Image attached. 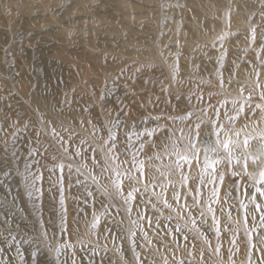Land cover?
<instances>
[{
    "label": "rangeland",
    "instance_id": "374dc122",
    "mask_svg": "<svg viewBox=\"0 0 264 264\" xmlns=\"http://www.w3.org/2000/svg\"><path fill=\"white\" fill-rule=\"evenodd\" d=\"M232 1L254 7L247 18L248 30L238 25L233 33L219 35L225 38L215 47L205 40L192 52L185 44L198 34L192 26L196 8L191 0H0V264H137L133 249L143 264H264V251L254 241L264 228L249 200L255 191L249 176L229 173L222 185L217 182L220 203L212 206L221 221L219 240L209 227L210 217L207 224L202 223L198 210H193V216L203 235L187 228L183 234L175 233L177 220L166 219L169 211L158 212L148 203L156 199L153 192H161L159 186L148 192L141 187L128 204L113 188L114 181L124 179L125 196L130 190L131 182L116 172L132 168L130 153L137 152L142 142L137 160L144 161L146 183L169 166L174 168L176 157L168 154L170 148L166 151L165 133L158 131L139 140L133 136L129 145L126 133L133 125L136 132L165 123L176 129L186 127L179 119L173 123L152 117H179L187 111L198 114L209 103L210 93H220L210 102L226 100L224 110L230 114L233 100L237 107L244 105L236 127L251 137L248 152L259 155L261 141L256 131L264 128V111L255 105H264L260 95L264 91V0ZM230 16L238 23V15L231 11ZM200 28L213 36L215 27H206L205 20ZM173 34L184 43L175 42ZM222 50L227 56L221 66ZM249 67L253 73L247 70L250 74H246ZM258 70L263 75L255 77ZM217 72L225 80L231 76L232 83L220 89ZM244 73L250 80H241ZM25 85L49 98L53 112L39 110L54 117L58 131L60 123L75 128L77 135L68 154L55 147L50 134L41 132L37 141V108L26 104L21 94ZM249 93L251 100L246 102ZM201 95L203 101L198 99ZM109 129L116 136L110 155L118 158L108 161L107 171H102L99 165L93 167L92 157L103 162L105 151L112 147ZM77 147L82 156H72ZM209 156L215 159L216 154L209 152ZM216 168L226 171L223 164ZM184 171L193 177L189 187H201V208L206 212L213 185L200 186L202 167L193 164L189 170L185 165ZM89 173L97 176L99 185ZM132 173L137 174L135 169ZM168 179L181 190L178 174ZM104 189L109 195L103 194ZM166 196L171 199V187ZM242 204L256 215L255 221L249 215L244 223ZM65 216L67 231L62 232ZM141 216L146 218L133 223ZM86 227L92 238L84 236ZM245 229L255 247L249 244ZM218 243L220 253L216 254Z\"/></svg>",
    "mask_w": 264,
    "mask_h": 264
},
{
    "label": "snow or ice",
    "instance_id": "6c2138e0",
    "mask_svg": "<svg viewBox=\"0 0 264 264\" xmlns=\"http://www.w3.org/2000/svg\"><path fill=\"white\" fill-rule=\"evenodd\" d=\"M225 37L221 36L219 39L223 41ZM252 42H255V32L253 30L252 34ZM213 47H215V42H213ZM221 49H223V45L221 44ZM227 56V51H221L220 62L221 66L223 65V60ZM123 72V69H121ZM259 73H257V77ZM218 77V86L220 89H223L226 84L232 83V77L230 76L227 80L223 77L221 72H217ZM260 85L257 84V87ZM241 91H243V86H241ZM220 93H210L209 94V103L206 107L199 109V113H193L191 111H187L184 115L179 117H161L156 116L152 117L153 120H160L161 118L166 121H172L175 123L177 119L182 122H185L186 127H181L176 129L174 127H169L167 123L164 125L157 124L155 128L145 129L143 132H136L135 126L133 125V130L129 133H126V137L128 140V144H132V137L135 136L136 139H141L143 136H156L158 131H163L165 133V138L169 141L168 146L166 147V151L168 148L171 149L168 152L169 155H174L176 160L174 161V169L173 166H169V170L166 172H160L159 177H154L151 183H146V175H145V164L143 160H137V153L142 151L144 148V143H140L137 152L130 153L131 155V165L132 168L125 169L123 173L117 171L116 175L118 177H124L128 181L131 182L130 190L127 191L125 196V188H124V179H119L118 181L113 182V188L115 190V195H119L124 197V203L128 204L129 201L135 200V196L133 193H138L143 188L144 192H148L150 188H155L159 186L161 188V192L157 195L155 192L152 195L156 198L155 201L149 200L148 203L151 204L152 208L156 211H162L163 209H167L169 211V216L166 219H176L177 224L174 228L175 233H182V229H189V231H196L198 235H203L200 231L199 226L197 224L196 218L193 216V210L199 211V216L201 217L202 223L207 224L208 218L211 219V224L209 225L211 230L215 231L216 239L219 240L221 236V221L217 217L216 212L217 209L214 208L213 204L220 203V195H219V187L216 186L217 182L220 185L223 184L225 175L229 173L231 176H249L250 179L254 180V184L251 187H254L255 191L252 193L249 198L250 203L255 205V213H259L260 227L264 228V132L260 134L261 147L259 150V155L252 157V163L261 168L259 171V178L256 177L248 171L249 167V159L250 153L248 152L249 141L250 138L247 134H245V138L243 140L240 139L242 128L236 127V122L240 119L242 115H244V105L236 106L237 102L235 100L232 101L233 108L231 110V114L224 110L227 105V101H222L218 104H212L210 101L214 95H219ZM261 99H264V91L260 93ZM252 94L249 93V96L246 98V102L251 100ZM198 99L203 101V96H199ZM256 108L264 111V105L257 104ZM249 111H251V105H249ZM37 113V121H38V131H37V141L41 132H45L46 134H50L54 145L58 150H61L64 154H68L73 147L74 138L77 133L75 132V128L72 125L65 126L63 123L59 124V131L57 130V126H55V119L50 114L40 111L39 108L36 109ZM211 113V114H210ZM195 115V121H192V117ZM73 123L75 122V118H71ZM192 121L191 123H187ZM90 123V122H89ZM33 127H37V125H33ZM246 127V125H245ZM202 129H205L202 131ZM179 131L180 135L176 136V132ZM61 132L66 134L61 135ZM109 140L112 142V147L105 151L103 162L97 160L95 156L92 157L93 167L96 165L101 167L102 171H107L105 165L110 160H114L118 157H113L110 155L112 149L116 147V136L113 134L111 129H109ZM80 143H84L83 140ZM183 145V147H181ZM153 147L156 145L153 144ZM201 146H203V162L201 164ZM209 152L215 153V159H212L209 156ZM221 153H223L221 155ZM72 156H82L83 153L77 147L74 152L71 153ZM15 156V153H13ZM31 156L32 153L29 152ZM156 158H159L157 155ZM151 159V158H150ZM195 164L198 167L203 168V172L199 178L200 186L207 187L208 184H212L213 187L210 190V195L208 197V206L206 212L201 208V200H202V190L201 187L191 188L189 187L188 182L193 179V177L184 171L185 165L188 166L189 170ZM223 164L226 166V171L217 172V165ZM26 165V170H27ZM132 169H135V173H132ZM209 169L211 172L209 173ZM79 171V169H77ZM83 174V173H82ZM178 174L180 176L179 185L181 190H177L176 182L168 179V177ZM208 176L209 179L206 181L205 176ZM92 181L99 185V181L97 180V176L89 173ZM160 177H163V181L160 180ZM42 177H36L35 179H41ZM157 181L159 183L157 184ZM166 181V183L164 182ZM32 185H35V180H33ZM172 188V196L169 199L166 196L168 188ZM248 187V186H245ZM183 189H187V191H182ZM39 191V189H38ZM104 195H109L107 189L103 190ZM91 195V193H89ZM230 195V193L228 194ZM257 196L261 198L262 202H257ZM189 198H191V203H189ZM157 204L161 205V207H157ZM242 207L245 209L244 215V223L247 224L248 216L252 215L253 221L256 220V215L249 213L247 211L248 206L246 204H242ZM66 211V210H65ZM126 211L130 214L132 209L129 207ZM220 212L223 213L224 209L221 208ZM175 214L174 216L172 214ZM146 217H138L137 221H133V223H138L139 220L145 219ZM228 222L231 221V213H228ZM149 225H151L152 220L150 217H147ZM180 220H186V222L181 225L179 223ZM188 221L191 222V228H189ZM228 222L224 225V230H228ZM61 231H67V220L66 216L62 217L61 220ZM93 227L96 226L94 223ZM246 235L249 237V244L252 247H255L252 244L251 234L245 229ZM169 234H172L171 232ZM134 235V233H133ZM235 235V232H233ZM145 239H147V233H144ZM188 236L184 235V240L188 241ZM195 239V238H194ZM235 239L232 240V243L235 244ZM148 243L151 244V240H148ZM258 243L260 245H264V235L259 236ZM194 247V244H193ZM220 244L218 243L214 252L216 254L220 253ZM135 259L137 264H143L140 259V255L135 253ZM231 251V250H230ZM203 255V252L201 253ZM75 264V261H73ZM183 264V261H181Z\"/></svg>",
    "mask_w": 264,
    "mask_h": 264
},
{
    "label": "bare ground",
    "instance_id": "6f19581e",
    "mask_svg": "<svg viewBox=\"0 0 264 264\" xmlns=\"http://www.w3.org/2000/svg\"><path fill=\"white\" fill-rule=\"evenodd\" d=\"M191 3L195 6L196 11L193 16L192 20V26L194 29L197 30L198 34L185 41V44L188 46V48L194 52L197 51L200 48V44L204 42L205 40H208L209 42L218 43L219 38L218 36L221 34H230L233 33L234 30L237 28V26L241 25V29L244 31L248 30V16L253 12L254 7L250 3H245L243 5H239L232 0H224V1H218V0H191ZM233 12L235 15H238V23H235L230 16V12ZM205 20L206 27L213 28L215 27V30L213 32V36H210L204 29L200 28V24L202 21ZM246 34V33H245ZM173 40L178 43H182L180 36L178 37L176 34H173ZM245 40V39H242ZM184 43V42H183ZM250 69H245L246 74H250V72L253 71L252 67H249ZM252 68V70H251ZM249 70L250 72H248ZM243 74L241 76V80H250V78ZM253 73V72H252ZM257 73L259 75H263L262 70H258L254 73L255 77H257ZM253 75V74H251ZM178 78V77H177ZM253 80V79H252ZM21 94L26 102V104L30 108H42L46 110V112L52 113L53 112V106L49 100V98L38 91H34L31 89L29 85H25L24 88L21 91ZM264 132V128H261L260 130L256 131L258 136ZM249 136V135H248ZM245 138V133H241L240 139L243 140ZM254 151L250 152V160L249 163V170L252 171L253 175L256 177V179L259 178V172L253 168L252 164V157H254ZM174 169V168H173ZM257 202H262L261 198L257 196ZM262 234H257L255 238V244L259 246L260 251H264V245H260L258 243V238L261 235H264V230L261 232ZM84 236L86 238H92L90 236L88 228L86 227L84 231ZM154 240V239H153ZM147 243V242H146ZM150 253V252H149ZM264 254V253H263ZM153 260V259H152ZM72 263V262H71Z\"/></svg>",
    "mask_w": 264,
    "mask_h": 264
}]
</instances>
